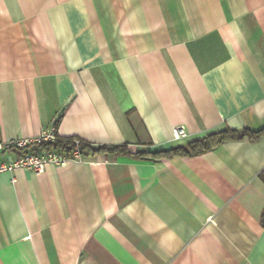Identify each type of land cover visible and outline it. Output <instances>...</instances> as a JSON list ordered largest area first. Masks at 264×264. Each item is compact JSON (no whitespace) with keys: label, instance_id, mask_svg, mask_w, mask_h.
Listing matches in <instances>:
<instances>
[{"label":"crops","instance_id":"crops-1","mask_svg":"<svg viewBox=\"0 0 264 264\" xmlns=\"http://www.w3.org/2000/svg\"><path fill=\"white\" fill-rule=\"evenodd\" d=\"M188 135L180 140L175 128ZM129 145L0 176V264H264V0H0V138Z\"/></svg>","mask_w":264,"mask_h":264},{"label":"built area","instance_id":"built-area-1","mask_svg":"<svg viewBox=\"0 0 264 264\" xmlns=\"http://www.w3.org/2000/svg\"><path fill=\"white\" fill-rule=\"evenodd\" d=\"M187 135L184 126L175 128L176 140ZM59 137L56 126H52L34 137L0 138V176L15 169H28L40 174L45 172L49 166L65 167L72 161L81 160L82 156L78 151V145L71 153L54 148L39 150V146L53 144Z\"/></svg>","mask_w":264,"mask_h":264},{"label":"trees","instance_id":"trees-1","mask_svg":"<svg viewBox=\"0 0 264 264\" xmlns=\"http://www.w3.org/2000/svg\"><path fill=\"white\" fill-rule=\"evenodd\" d=\"M262 135H264V127L259 131L243 130L242 132L226 129L223 131L210 133L202 138H197L186 145H182L176 148H172L167 151L158 152H137L135 156L146 157L153 155L154 157H163L170 155H198L204 153L217 145L227 141V140H237L243 138H249L250 140L257 141ZM77 142H79L77 144ZM78 145V151L80 152L82 158H96L100 155L106 154H116V155H131L129 145H110V144H93L80 138L75 137H59L58 140L53 144H46L39 146V150L45 149H57L71 153L75 150ZM264 225V216L262 219Z\"/></svg>","mask_w":264,"mask_h":264}]
</instances>
